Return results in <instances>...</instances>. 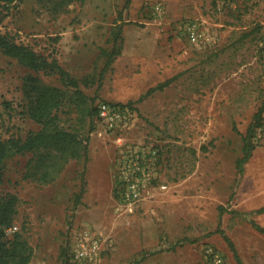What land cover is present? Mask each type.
Instances as JSON below:
<instances>
[{
    "label": "rangeland",
    "instance_id": "rangeland-1",
    "mask_svg": "<svg viewBox=\"0 0 264 264\" xmlns=\"http://www.w3.org/2000/svg\"><path fill=\"white\" fill-rule=\"evenodd\" d=\"M140 1L73 0L60 12L53 0L0 5V30L57 58L88 96L60 112L65 128L90 138L86 171L84 159H71L41 182L27 176L31 152L0 164V193L20 198L15 223L34 247L32 264H69L66 251L85 227L106 240L100 264H207V245L238 264L219 230L244 264H264V232L252 223L264 226V121L242 175L237 166L264 101V0ZM192 22L199 43L189 39ZM30 72L0 49V139L40 128L23 113ZM153 74L175 77L147 95ZM102 100L132 101L137 114L122 142L158 151V176L132 203L115 195L123 145L94 114Z\"/></svg>",
    "mask_w": 264,
    "mask_h": 264
},
{
    "label": "trees",
    "instance_id": "trees-1",
    "mask_svg": "<svg viewBox=\"0 0 264 264\" xmlns=\"http://www.w3.org/2000/svg\"><path fill=\"white\" fill-rule=\"evenodd\" d=\"M17 0H0L2 3H10ZM22 1V0H18ZM51 1V0H49ZM73 0H53L54 11H66ZM0 49L7 56L16 58L29 71L35 73L46 72L58 75L61 85L49 84L37 74L30 72L25 76L23 85L25 106L23 113L40 124L38 130H30L26 137L11 136L0 139V164L16 154L33 153L29 165L28 177L41 182L55 180L57 173L71 159H84L86 164L90 158L89 137L65 128L60 120V112L66 105L77 104L87 100L88 96L80 88V80L63 67L57 58L38 52L28 44L18 42L11 34L0 30ZM118 51L113 52V56ZM107 61L108 68L113 59ZM174 80V77L152 87L147 95L156 89H162ZM143 96H141V101ZM130 103H133L130 101ZM96 113V106L94 114ZM264 101L253 115V120L243 134V155L238 159L239 175L244 173L245 164L252 156L257 146L258 128L263 126ZM117 184V183H116ZM84 191L79 194L82 197ZM115 195L118 197L117 186ZM19 196L14 192L0 193V264H31L34 256V247L28 240L23 230H18L9 236L4 232V227L12 225L18 218ZM223 210L222 206H220ZM220 208V209H221ZM258 212H264V207ZM255 227L264 232V226L252 221ZM226 240L235 253L238 264H244L234 241L225 234ZM68 250V249H67ZM66 257L70 264V256L66 251Z\"/></svg>",
    "mask_w": 264,
    "mask_h": 264
},
{
    "label": "built area",
    "instance_id": "built-area-1",
    "mask_svg": "<svg viewBox=\"0 0 264 264\" xmlns=\"http://www.w3.org/2000/svg\"><path fill=\"white\" fill-rule=\"evenodd\" d=\"M157 16L165 13V6L162 2L154 5ZM189 39L199 43L203 39L198 22H192L188 26ZM96 117L102 126L110 132H114L117 141L123 145L120 149V156L117 163V192L119 196L129 200L130 203L143 197L149 184L158 176L159 158L157 150L126 148L122 142L123 136L133 126L136 117L134 106L126 102H113L102 100L97 102ZM1 229V226H0ZM18 224L14 223L4 227V232L11 236L19 230ZM106 240L92 228L80 229L71 247L68 248L70 262L73 264H100L102 252ZM205 261L207 264H231L225 254L213 245L205 248Z\"/></svg>",
    "mask_w": 264,
    "mask_h": 264
},
{
    "label": "crops",
    "instance_id": "crops-1",
    "mask_svg": "<svg viewBox=\"0 0 264 264\" xmlns=\"http://www.w3.org/2000/svg\"><path fill=\"white\" fill-rule=\"evenodd\" d=\"M137 1H140V0H137ZM135 2H136V0H135ZM140 2H141V1H140ZM196 2H198V0H197ZM3 54H4V53H3ZM4 55H5V54H4ZM5 56H7V55H5ZM7 57H9V58H12V57H10V56H7ZM13 59H16V58H13ZM16 60H17V59H16ZM156 71H158V72H159V69L157 68V69H156ZM38 75H39V76H42V75H41V72H39V73H38ZM164 75H165V74H161V75H160V78H159V79H157V81L155 82V79H156L157 77L155 78V77H154V76H155V74H153V75H152V77H151V78H149L147 81H149V80H152V79H153V80H152L153 82H152V84H151V85H152V86H153V85L155 86V85H157V84H160V83H162V82H165V81H166V80H165V81H163V80L165 79V76H164ZM173 77H175V76H173ZM170 78H172V77H170ZM170 78H168V79H170ZM168 79H167V80H168ZM145 81H146V80H145ZM152 86H148V88L146 89V92H145V93H147V92H148V90H149V89H150ZM263 213H264V212H260L259 214H263ZM262 226H263V225H262ZM31 264H32V263H31ZM40 264H44V263H43V262H40Z\"/></svg>",
    "mask_w": 264,
    "mask_h": 264
}]
</instances>
